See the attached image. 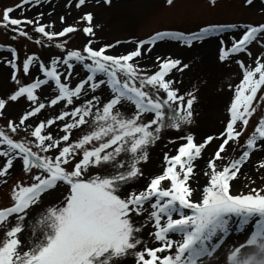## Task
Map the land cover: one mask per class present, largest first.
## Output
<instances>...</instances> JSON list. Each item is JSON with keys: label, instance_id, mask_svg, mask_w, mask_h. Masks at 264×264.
<instances>
[{"label": "snow or ice", "instance_id": "1", "mask_svg": "<svg viewBox=\"0 0 264 264\" xmlns=\"http://www.w3.org/2000/svg\"><path fill=\"white\" fill-rule=\"evenodd\" d=\"M85 3L75 0V7ZM32 6V0H18L4 7L0 28L14 33L13 39L54 45L60 55L44 60L30 53L20 59L11 44L0 45L10 53L3 63L16 85L0 97V116L9 102L27 104L16 119L0 126V182L17 162L26 177L10 186L9 202L0 206V264H124L129 259L132 264H264V184L239 192L231 184L254 150L264 152V52L253 57L250 51L253 44L264 49V22L161 30L137 40L131 50L112 54L113 44L94 47V39L67 48L57 38L77 26L54 30L51 22H39L42 14L36 19L23 15ZM13 11L19 16L13 17ZM78 19L83 22L79 30L94 37L93 14L85 11ZM210 34H219L218 60L235 57L241 75L229 85L232 95L221 127L197 141L185 132L193 119L195 85L181 93L174 86L178 81L169 78L188 64L158 55L149 73L136 60L158 41L191 46ZM243 53L252 65L240 58ZM33 66L36 76L23 82L18 74L31 76ZM43 88L50 89L44 97L39 94ZM165 130L184 133L169 140L178 141L174 154L164 152L162 171L131 188L144 176L140 164ZM210 144L215 146L204 157ZM198 159L206 160L203 184L193 182ZM255 167L264 170V159ZM56 188L59 199L44 203L42 197Z\"/></svg>", "mask_w": 264, "mask_h": 264}, {"label": "rangeland", "instance_id": "2", "mask_svg": "<svg viewBox=\"0 0 264 264\" xmlns=\"http://www.w3.org/2000/svg\"><path fill=\"white\" fill-rule=\"evenodd\" d=\"M17 2L18 0H0V10ZM32 2V7L24 8L23 15L36 19L37 14H42L39 22L46 25L51 22L53 29L57 31L69 24L77 26V30L74 33L57 38L58 40H65L67 48H79L88 39H94V47L101 43L113 44V48L108 50L112 54H121L126 50H131L137 40L146 39L154 32L161 30L192 32L208 24L264 22V0H251V4H245L244 0H214V2L213 0H172L171 4H168L166 0H109L108 3H105L104 0H86V3L80 8L75 7V0H72L71 4H69V0H41L38 5L34 3V0ZM252 4L256 5L253 6ZM85 11L93 14L91 23L94 37H86L79 30L83 27V22L79 21L78 18ZM19 14L18 11L11 13L13 17H17ZM61 16L64 17L63 22L59 19ZM26 28L31 31V26H26ZM13 35L14 33L9 29L0 28V45L11 44L12 47L18 50L20 59L30 53H35L44 60L60 55V50L56 49L54 45L42 47L36 44L34 40H28L27 38L17 36L13 39ZM218 35L210 34L209 38L202 41L209 44L205 50L210 49L213 53L214 57L209 61L202 59V54H199L200 48L193 47L197 42L188 46L172 39L163 40L170 42L171 46L176 48V50L171 53L158 54L162 58H178L182 63L188 64V68L182 71H172L169 78L178 81L174 86L181 93L192 90V86L195 85L194 95L196 100L192 105L193 119L192 123L186 127L185 132L191 131L197 141L203 135L212 134L221 127L225 119V107L232 95V89L229 85L237 83L241 75L239 67L235 63V57L230 61L221 62L218 60ZM225 38L227 39V37ZM116 41L120 43L117 44L115 43ZM161 42H156L153 47L158 46ZM153 47L150 50H146L142 57L137 58L136 62L141 71L150 73L155 70L154 66L157 64L155 57L158 55L153 53ZM250 51L252 56L255 57L264 52V49L253 44L250 46ZM149 52L152 53L148 55ZM240 58L246 64L252 65L253 63L252 58L247 53L241 54ZM4 59H10V53L4 48H0V97H4L16 86L10 79L11 70L3 63ZM233 70L237 72L234 75ZM74 72H81V70L75 68ZM36 74V67L33 66L31 76L24 75L22 72L18 75L23 82H29ZM81 75H83L82 72ZM75 79L76 76H73V80ZM103 91L101 89V92ZM48 93H50L48 88L39 90V94L42 97ZM26 107L27 104L24 100H20L18 103L9 102L4 115L0 116V126L5 125L7 119H16L22 109ZM58 107L59 105L54 106L51 110L46 108L37 116L38 118H44L46 115H51ZM260 111H264V109H260ZM258 114L256 113L250 118L247 126L249 131L254 126ZM28 122L32 123V118H29ZM49 129L53 132L58 130L54 126H49ZM183 134V132L178 130H165L163 132L160 140L150 148L149 158L140 164L144 176L140 177L136 184L130 185L131 188L144 186L145 177L162 171L163 153L174 154L175 147L178 144V141L169 143V140L172 137ZM246 134L242 135L241 143ZM214 146V144L206 146L203 150L204 157H208ZM230 154L231 149L225 155ZM255 156L257 159L259 156L264 158V152L256 149L250 154V160L242 166L239 177L234 178L231 182L233 192L247 191L249 187H259L264 184V170H257L255 164H251L255 160ZM225 162L227 161H220L219 163ZM195 163L197 167L194 170L193 182H195V179H199L200 183L203 184L205 177L202 172L206 166V160L198 159ZM248 169L252 170L247 172ZM100 170L93 169V171ZM3 179L0 178V180ZM18 179L25 180L26 177L22 174V168L17 162L9 172L6 182H0V206L8 204L9 188ZM60 193L61 189L56 188L54 191H49L45 194L42 200L44 203L54 202L59 199ZM124 264H132V260L129 259Z\"/></svg>", "mask_w": 264, "mask_h": 264}, {"label": "bare ground", "instance_id": "3", "mask_svg": "<svg viewBox=\"0 0 264 264\" xmlns=\"http://www.w3.org/2000/svg\"><path fill=\"white\" fill-rule=\"evenodd\" d=\"M253 6L256 5V4H252ZM196 43V42H195ZM198 44V45H197ZM197 44H194L193 47H198L200 48V51H199V54H202L203 58L205 61H209L210 59H213L212 57L213 56V53L212 51L209 49V50H205V48H207L206 46H209V44H207V42H197ZM154 49V54L156 55H161V54H164V53H171L172 51L176 50V48H174L173 46H171L170 42H167V41H162L158 46H154L153 47ZM152 52H149L148 55H150ZM236 70H233V75L236 74ZM234 77V76H233ZM258 159H264L262 158L261 156H259ZM257 157L255 156V160L252 161L251 164H255V162L258 160ZM253 168V167H251ZM249 170H252V169H248L247 172Z\"/></svg>", "mask_w": 264, "mask_h": 264}]
</instances>
